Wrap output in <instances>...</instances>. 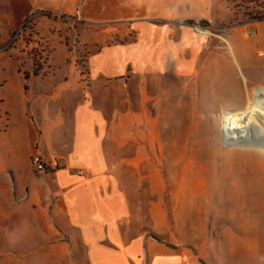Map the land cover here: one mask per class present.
I'll use <instances>...</instances> for the list:
<instances>
[{
    "label": "rangeland",
    "instance_id": "374dc122",
    "mask_svg": "<svg viewBox=\"0 0 264 264\" xmlns=\"http://www.w3.org/2000/svg\"><path fill=\"white\" fill-rule=\"evenodd\" d=\"M207 11L170 22L197 48L181 56L180 75L154 78V86L170 88L153 108L151 188L149 172L137 171L130 203L136 217L123 222L129 239L153 241V258L142 264H156L162 253L171 264H264V112H248L251 134L261 142L226 145L223 136L229 112L264 99V0H211ZM45 12L32 0H0V264H79L80 254L65 234L43 233L13 205L40 154L28 159L37 145L21 135L29 108L14 89L53 51L80 52L81 62L100 45L136 35L117 23L85 26L81 12ZM196 20L206 33L194 30ZM12 164L17 172L6 170Z\"/></svg>",
    "mask_w": 264,
    "mask_h": 264
},
{
    "label": "crops",
    "instance_id": "0c3cea01",
    "mask_svg": "<svg viewBox=\"0 0 264 264\" xmlns=\"http://www.w3.org/2000/svg\"><path fill=\"white\" fill-rule=\"evenodd\" d=\"M210 2L32 0L33 8L45 13L81 12L85 26L117 23L136 31L133 40L100 45L81 62L80 52L53 51L39 73L28 66L29 75L24 74V83L14 89L29 108L23 111L27 127L21 135L37 145L28 159L37 152L57 158L60 166L47 173L32 170L34 177L24 182L13 205L18 214L33 218L43 233L65 234L80 251L79 264L152 260V239H129L123 222L136 217L130 203L137 171L149 172L145 177L151 188L157 122L153 108L170 88L156 87L154 80L168 82L180 75V65L185 64L181 56L197 48L190 34L170 22L207 16ZM12 109L6 112L4 129ZM31 115L37 123L30 121ZM6 170L18 168L12 164ZM170 259L168 253L158 254L156 264H171Z\"/></svg>",
    "mask_w": 264,
    "mask_h": 264
},
{
    "label": "bare ground",
    "instance_id": "6f19581e",
    "mask_svg": "<svg viewBox=\"0 0 264 264\" xmlns=\"http://www.w3.org/2000/svg\"><path fill=\"white\" fill-rule=\"evenodd\" d=\"M257 109L264 112V99L250 100L244 110L229 112L223 122V136L226 145H246L261 142L255 138L250 131L249 109Z\"/></svg>",
    "mask_w": 264,
    "mask_h": 264
},
{
    "label": "built area",
    "instance_id": "2783aa9c",
    "mask_svg": "<svg viewBox=\"0 0 264 264\" xmlns=\"http://www.w3.org/2000/svg\"><path fill=\"white\" fill-rule=\"evenodd\" d=\"M191 26L199 33H206L208 30L205 23L200 20H196ZM33 164L37 173H47L57 169L60 166V161L54 157L46 159L42 155L36 154L33 157Z\"/></svg>",
    "mask_w": 264,
    "mask_h": 264
}]
</instances>
